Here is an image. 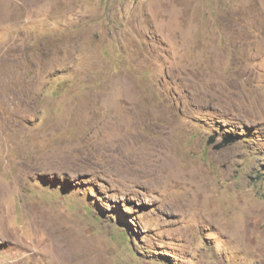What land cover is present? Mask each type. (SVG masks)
<instances>
[{"label": "rangeland", "instance_id": "1", "mask_svg": "<svg viewBox=\"0 0 264 264\" xmlns=\"http://www.w3.org/2000/svg\"><path fill=\"white\" fill-rule=\"evenodd\" d=\"M166 138L194 179L148 187L93 152ZM0 191L25 240L0 264H51L34 217L100 264H264V0H0Z\"/></svg>", "mask_w": 264, "mask_h": 264}, {"label": "bare ground", "instance_id": "2", "mask_svg": "<svg viewBox=\"0 0 264 264\" xmlns=\"http://www.w3.org/2000/svg\"><path fill=\"white\" fill-rule=\"evenodd\" d=\"M149 116L163 117V118L169 117V116L166 117V114L162 110L154 112V111L142 110L140 108H136V109L134 108V110L132 112H130V114H129V117H132L135 120L136 119L142 120L143 118H146ZM135 120H134V123H135ZM175 135H176V133H175ZM161 138H163V137H161ZM123 139H124V137H123ZM173 145L174 144H172L170 142L169 138L162 139L160 141L152 143V144H150V146H148L146 148V153H144L145 155H142L140 157V160L139 159L137 160L136 158L127 154L129 149H131V148H129L130 147L129 145L124 144V140L119 141L117 139V141L115 140L113 142H109L108 145L100 144L99 146H96V148L93 149V152L95 155L102 154L103 158H106L105 152L110 151L108 153H111V155H109L108 163L107 162L106 163H107V166H110V165L112 166V168H110L111 170L113 169L115 172L119 173V176H118L119 179L122 176H125L129 179V181L133 180V181L143 182V183H146L148 185V187L159 185V184H166L167 185L173 179H175V180L177 179L176 181H179V180L185 181L187 178L194 179L193 173L191 171H189V169L187 170L186 168L180 167L181 165H179V164L182 161L178 164V161L176 159V154L174 151L175 148ZM133 158L135 161L133 160ZM72 161L73 160H72V158L70 159V157L68 156V153L63 152V154L61 156L57 155L56 157H52L49 162H52V163L56 162L58 169H61V170L64 169L65 170V168L70 167L68 165H70V163ZM136 165L137 166L141 165V166H140V168H138ZM198 169H200V168H198ZM193 170H195V169H193ZM200 179H202V178L200 177ZM205 180L206 179L204 177V181ZM199 181H201V180H199ZM211 184H213V183H210V185ZM205 186L206 185H204V187ZM166 187H168V186H166ZM185 187H187V186H185ZM194 188H195V186H194ZM200 190H202V189H200ZM202 191H204V189ZM192 193H193V191H192ZM2 195H4V193L2 194V192L0 191V197ZM208 196H210V195H208ZM192 198H193V195H192L191 199ZM194 203L197 204L195 202V200H194ZM192 205H193V203H192ZM191 206H190V208H191ZM194 207H197V205L196 206L194 205ZM202 207H206V206H202ZM198 208H200V207H198ZM7 223H6V221H4L1 218V215H0V240L6 241L9 243L16 242V244L25 247V245H24L25 240L23 238H20L19 236H17V233L12 231L13 228L10 227L11 225L9 226ZM50 223L51 222L40 221L36 217H34L32 220V228L36 232L44 234L46 239L49 241L48 245L44 248L43 253L46 256H48V260H50L51 264H100L98 257H93V255L90 252H88L87 249H85V246L82 243L75 242V240H73V239L66 238L62 234V232L60 231V228H58L57 226H53ZM37 237H38V235H37Z\"/></svg>", "mask_w": 264, "mask_h": 264}, {"label": "water", "instance_id": "3", "mask_svg": "<svg viewBox=\"0 0 264 264\" xmlns=\"http://www.w3.org/2000/svg\"><path fill=\"white\" fill-rule=\"evenodd\" d=\"M231 142H224V143H220V144H214L213 139H209L207 142V145H212L214 150H220L223 147L227 146L228 144H230Z\"/></svg>", "mask_w": 264, "mask_h": 264}]
</instances>
